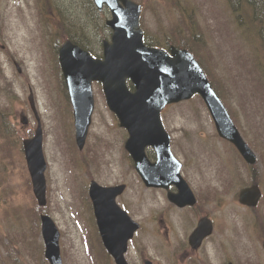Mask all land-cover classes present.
I'll return each mask as SVG.
<instances>
[{"label":"rangeland","instance_id":"1","mask_svg":"<svg viewBox=\"0 0 264 264\" xmlns=\"http://www.w3.org/2000/svg\"><path fill=\"white\" fill-rule=\"evenodd\" d=\"M135 1L143 5L141 27L145 38L158 43L154 46L194 48L258 163L249 166L221 138L201 96L163 109L182 172L217 224L204 246L183 249L187 226L182 214L168 209L166 191L147 187L133 167L124 148L128 132L109 108L101 82L93 84L95 109L86 145L83 150L74 145L73 107L58 67L57 44L74 36L102 56L103 41L113 34L106 24L110 9L99 11L93 0H0V264H50L42 213L61 230L64 264H115L103 248L86 196L88 173L105 185L128 186L118 200L141 223L126 254L130 263L264 264V48L255 25L246 20L242 26L228 0ZM192 31L201 32L203 43L191 39ZM31 92L48 162L44 206L34 195L23 146L38 125ZM89 161L90 171H82ZM256 182L263 198L256 208H246L238 194Z\"/></svg>","mask_w":264,"mask_h":264},{"label":"water","instance_id":"2","mask_svg":"<svg viewBox=\"0 0 264 264\" xmlns=\"http://www.w3.org/2000/svg\"><path fill=\"white\" fill-rule=\"evenodd\" d=\"M94 1L99 9L108 5L112 12L107 24L113 34L111 40L104 41L103 57H95L72 40L64 42L59 56L74 106L79 146L84 147L92 122L95 107L93 82L100 81L110 109L117 114L121 126L128 129L126 148L144 182L148 186L159 187L175 183L180 193L171 194V198L180 205L193 203L195 196L181 174L182 163L172 152V136L162 121L161 111L167 104L189 99L199 93L212 114L220 136L234 143L248 163L256 164L257 154L242 136L193 53L174 45L170 51L148 46L140 23L142 4L134 0ZM128 80L133 82L134 90L130 89ZM30 100L38 115L33 94ZM24 122H27V118H24ZM147 146L156 149L158 158L155 162L148 158ZM24 149L35 195L41 206L46 205L47 161L40 120L35 135L24 140ZM124 189V185L103 187L96 182L91 186L102 240L116 264H129L125 256L129 240L140 228V223L116 202L117 195ZM261 195L259 185L253 184L240 191L239 200L243 204L256 206ZM41 219L46 257L51 264H63L61 232L50 215L42 214ZM212 231L213 222L207 217L202 218L190 236L191 244L199 247ZM145 264L153 263L147 260Z\"/></svg>","mask_w":264,"mask_h":264},{"label":"flooded vegetation","instance_id":"3","mask_svg":"<svg viewBox=\"0 0 264 264\" xmlns=\"http://www.w3.org/2000/svg\"><path fill=\"white\" fill-rule=\"evenodd\" d=\"M148 152H150V154H148L151 159V161H156L157 160V154L154 148L149 147L147 149ZM91 165V162L89 161L85 166L83 164V169L82 171H84V169H89V166ZM95 175L93 173H88V180L86 181V185H85V192H86V196L89 200L92 212L94 213V207H93V202L92 199L90 197V187L91 184L94 182ZM186 177V176H185ZM187 178V177H186ZM188 180V179H187ZM97 181V180H96ZM189 181V180H188ZM99 182V181H98ZM102 185H105L101 182H99ZM190 183V181H189ZM121 184V183H118ZM118 184H113V185H118ZM191 187L193 189V192L195 194V202L190 203L186 206H180L177 202H173V199L171 198V194H177L178 193V187L176 185H171L168 187V189L165 188H159L162 189L163 191H166V195H167V201H168V209H175L176 211L180 212L182 214V219L185 221V224L187 226V230H186V236L184 239V243H183V249L185 250H190L192 249V245L189 242V237L190 234L193 232V230L196 228V226L199 223V220L203 217V216H207L208 218H211L213 220V222L216 224V218H214V216H212V212H210V210H207L206 212H204V200L202 201V199L199 197L198 193L196 192V190L193 188L192 184ZM128 188V186H127ZM127 190V189H126ZM125 190V191H126ZM125 192H123L122 194H120V196H122ZM119 196V197H120ZM118 197V198H119ZM203 202V203H202ZM247 208V206H246ZM95 218V215H94ZM186 219L188 220V223L186 222ZM95 223H96V218H95ZM247 223V221H246ZM97 224V223H96ZM208 239H210V237H207L204 242H203V246L208 242ZM192 246V247H191ZM194 250H198V249H194ZM191 253H187V256H189Z\"/></svg>","mask_w":264,"mask_h":264},{"label":"trees","instance_id":"4","mask_svg":"<svg viewBox=\"0 0 264 264\" xmlns=\"http://www.w3.org/2000/svg\"><path fill=\"white\" fill-rule=\"evenodd\" d=\"M228 2H229L230 7L232 8V11L234 13H236L238 17H241V19H243L242 21H240V24L242 26L247 21L249 22V24L251 23V24L255 25L254 28L256 29V35L261 40V47L264 48V0H228ZM191 35H192L191 39L193 41L197 40L198 43L200 42V39L202 38L201 32L199 34L198 32L196 33L194 31H192ZM71 37L80 41L79 38H77V37H74V36H71ZM146 41L150 45L158 44L156 41H152V39H150L148 37H146ZM202 41H203V39H202ZM81 42H83V41H81ZM201 43H203V42H200L199 44H201ZM82 45H86V43L83 42ZM183 47H187V46H183ZM188 49H190L191 51H194L193 50L194 48L192 46H189ZM195 55H197V54H195ZM1 133H4L3 129H1ZM255 169H254V171H255ZM105 252H106V250H105ZM106 254L108 255L107 252H106Z\"/></svg>","mask_w":264,"mask_h":264}]
</instances>
